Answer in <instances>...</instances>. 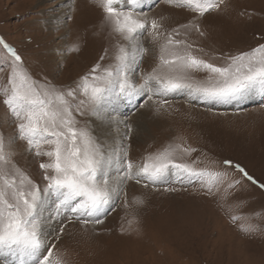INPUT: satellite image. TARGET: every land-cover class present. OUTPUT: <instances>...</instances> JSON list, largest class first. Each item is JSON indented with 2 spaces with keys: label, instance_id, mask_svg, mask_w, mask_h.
<instances>
[{
  "label": "rangeland",
  "instance_id": "obj_1",
  "mask_svg": "<svg viewBox=\"0 0 264 264\" xmlns=\"http://www.w3.org/2000/svg\"><path fill=\"white\" fill-rule=\"evenodd\" d=\"M58 2L0 0V41L21 57L23 68L41 85L74 88L94 65L102 70L114 64L118 47L126 46V41L111 32L102 9L90 0H69L62 20L51 21L59 14ZM137 11L147 17L149 31L151 20H157L162 34L157 40L149 31L140 37L146 50L134 68L137 83L157 65L160 44L169 33L191 44L193 55L217 66L264 44V0H225L219 10L203 17L164 0H150ZM10 62L0 45V64L5 65L0 69V86L7 81ZM258 97L253 94L236 105H207L173 95L164 98L168 103L162 107L154 102L157 97L135 99L126 119L142 108L145 130L130 128L122 137L127 161L143 164L149 155L171 148L177 162L196 161V168L227 173L224 182L210 195L199 183L125 180L119 197L99 218L102 223L65 218L61 225L55 220L48 238V247L55 245L53 258L60 257L64 264H264V100ZM73 115L77 127L92 134L90 113ZM15 134L16 123L0 102V136L6 150L14 152L16 166L43 187L39 165L47 158L28 153L26 142L19 139L9 147ZM184 149L194 151L186 155ZM226 160L232 165L226 166ZM236 165L257 183L238 172ZM232 181L239 183L228 188ZM249 228L253 230H243Z\"/></svg>",
  "mask_w": 264,
  "mask_h": 264
},
{
  "label": "snow or ice",
  "instance_id": "obj_2",
  "mask_svg": "<svg viewBox=\"0 0 264 264\" xmlns=\"http://www.w3.org/2000/svg\"><path fill=\"white\" fill-rule=\"evenodd\" d=\"M120 2L90 0L102 9L104 24L126 41V46L118 47L114 64L102 70L99 64L94 65L74 88L41 85L23 68L21 57L0 41L11 57L7 81L0 86V102L16 123V134L8 146L19 139L26 142L28 153L34 151L36 156L47 158L39 165L41 187L16 166L12 160L14 152L6 150L5 140L0 136V264H64L60 257L53 258L55 245L48 247L50 221L58 220L63 225L66 218L82 224L102 223L99 218L119 197L125 180L136 183L146 180L152 185L199 183L210 195L214 189L219 191L224 182L227 173L196 168V161L177 162L171 148L149 155L143 164L127 161L122 144L101 145L87 128L77 127L74 111L83 115L87 110L104 118L108 106L115 101L126 99L132 103L145 95L148 101L159 98L154 102L161 107L168 103L164 98L172 95H185L207 105L239 104L257 92L264 97V44L231 56L225 65L217 66L193 55L191 44L174 39L171 33L160 44L157 65L137 83L132 73L146 50L139 39L149 31L147 17L137 9L146 0H127L131 5L127 11L114 7ZM164 3L203 17L219 10L225 0H164ZM150 28L149 35L154 40L160 39L157 20H151ZM196 30L200 31L198 26ZM173 32L179 35L178 30ZM4 66L0 64V69ZM197 73H204V78L197 79L194 75ZM107 118L112 117L108 114ZM183 151L191 155L194 150ZM224 164L231 166L232 162L226 160ZM235 168L253 184L257 183L239 165ZM238 183L232 181L228 188ZM63 231L61 226L59 233Z\"/></svg>",
  "mask_w": 264,
  "mask_h": 264
},
{
  "label": "bare ground",
  "instance_id": "obj_3",
  "mask_svg": "<svg viewBox=\"0 0 264 264\" xmlns=\"http://www.w3.org/2000/svg\"><path fill=\"white\" fill-rule=\"evenodd\" d=\"M68 1L69 0H59V2L57 3L60 7L59 10L57 9L59 14L52 15L50 18L51 21L57 20L56 22H59L58 20H62V18L64 17V12H66V7L69 5ZM148 2H150V0H146V3H148ZM121 3H127V0H122ZM142 41L143 40L140 38L139 39L140 45H142L141 44ZM133 77H134V70L132 73V78ZM254 94L257 97L259 96L258 98L261 97V99L264 100L263 99L264 97H262L258 92L254 93ZM181 96L188 98L185 95H181ZM192 101H195V100H192ZM243 102H245V101H243ZM243 102H241L239 104H242ZM132 104H134V102L129 103L126 99H120V100L115 101L112 105L108 106L107 114L104 118H100V117H97V116L90 114L89 125L91 127V132H92L93 136L96 138L97 142H99L101 145H105V146H107V145H120V144H122V137L129 135V132H128L129 128H133L137 132L139 130V132L144 133L143 131L145 130V125H144L145 120L143 118L145 116L143 114V110H141L142 108L139 111L136 110L135 113H133L135 115H133V114L130 115V117L128 118V119H131V122L128 123L129 125L126 122V120H128V119H126V115H128L127 111H130V108L133 109ZM236 104L237 103H235V105ZM108 114L111 115V117H112L111 119L107 118ZM112 175L113 176L116 175L115 169H113ZM55 224H56L55 220L50 221L51 226L48 227V229H47L50 232V234L53 231Z\"/></svg>",
  "mask_w": 264,
  "mask_h": 264
}]
</instances>
